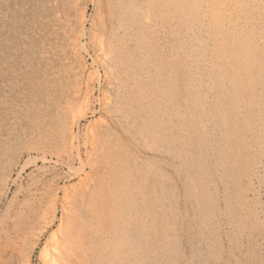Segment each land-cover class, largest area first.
Here are the masks:
<instances>
[{
  "label": "bare ground",
  "instance_id": "obj_1",
  "mask_svg": "<svg viewBox=\"0 0 264 264\" xmlns=\"http://www.w3.org/2000/svg\"><path fill=\"white\" fill-rule=\"evenodd\" d=\"M46 1L51 13L40 24L53 39L38 57L52 75L47 89L54 98L65 95L58 108L71 120L61 153L35 151L51 166L79 163L84 171L70 196L59 178L36 199L10 250L31 264L55 229L41 264H161V172H149L126 139L155 156L163 150V162L182 170L207 224L213 175L221 172L236 196L243 180L264 187V0H90L92 20L85 0ZM95 114L103 121L86 127L82 139L75 130ZM18 120L16 114L13 126ZM14 181L1 178V204ZM150 181L158 188L148 203Z\"/></svg>",
  "mask_w": 264,
  "mask_h": 264
},
{
  "label": "rangeland",
  "instance_id": "obj_2",
  "mask_svg": "<svg viewBox=\"0 0 264 264\" xmlns=\"http://www.w3.org/2000/svg\"><path fill=\"white\" fill-rule=\"evenodd\" d=\"M85 2L89 4L87 18L92 20L93 6L90 0ZM50 13L51 7L46 0H0V193L1 178L9 174L15 180L8 185L6 202L0 203V264H24L21 253L12 254L9 245L16 233L33 216L36 199L48 193L55 184L54 180L59 178H62L60 187L66 189L70 196L78 183V176L84 171L79 163L66 167L51 166L41 161L35 151L42 149L48 155L61 153L65 149L62 137L65 138L63 134L71 120L68 110L58 108L62 107L60 104L65 95L62 99H57L51 95L53 92L49 91L50 88L47 89L46 84L51 81L52 75L38 57L43 45L51 44L53 39L51 29L40 24L41 18ZM177 78L180 83L186 78L181 67ZM16 114L19 120L17 126H13ZM100 120L102 118L99 114L90 115L81 121L75 132L83 139L86 127L98 125ZM44 127L47 128L45 133ZM126 144L149 172H161V194L164 198L158 205L157 220L165 247L160 256L161 264H202V260L204 264H264L263 186L259 188L255 180L250 184L243 180L240 193L236 196L229 191L228 179L221 172L213 175L210 186L212 191L208 192L211 197L212 219L207 224L204 210L188 190L187 179L182 170L173 169L163 162L166 160L163 150L155 156L134 139H126ZM195 176L197 177L196 174ZM157 188L158 186L154 188L149 182L148 189L145 190L146 202L151 201L153 191ZM144 222L151 224V216L147 215ZM54 230L48 231L41 239L31 264H41L38 259L40 251ZM152 258L154 255L150 254L149 259Z\"/></svg>",
  "mask_w": 264,
  "mask_h": 264
}]
</instances>
